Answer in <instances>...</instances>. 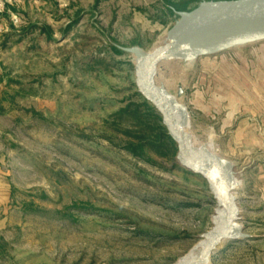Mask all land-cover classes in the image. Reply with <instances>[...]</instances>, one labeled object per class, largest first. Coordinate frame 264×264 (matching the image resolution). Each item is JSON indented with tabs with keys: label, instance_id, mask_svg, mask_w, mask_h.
I'll return each instance as SVG.
<instances>
[{
	"label": "rangeland",
	"instance_id": "rangeland-1",
	"mask_svg": "<svg viewBox=\"0 0 264 264\" xmlns=\"http://www.w3.org/2000/svg\"><path fill=\"white\" fill-rule=\"evenodd\" d=\"M221 1L245 2L15 0L0 14V264H173L198 244L216 202L158 138L132 51ZM155 81L236 180L248 237L209 264H264V40L162 63Z\"/></svg>",
	"mask_w": 264,
	"mask_h": 264
},
{
	"label": "water",
	"instance_id": "water-1",
	"mask_svg": "<svg viewBox=\"0 0 264 264\" xmlns=\"http://www.w3.org/2000/svg\"><path fill=\"white\" fill-rule=\"evenodd\" d=\"M180 16L182 20L167 42L148 54L139 48L133 49L132 54L137 51L134 59L135 85L143 100L159 114L162 125L176 143L178 163L205 180L216 202L211 228L196 246L173 264H209L222 242L248 237L239 224L233 173L224 160L206 147L195 145L186 131L184 107L158 86L155 79L160 65L170 60H191L264 40V0L203 3L188 13H180ZM182 93V88H178L177 97Z\"/></svg>",
	"mask_w": 264,
	"mask_h": 264
},
{
	"label": "trees",
	"instance_id": "trees-1",
	"mask_svg": "<svg viewBox=\"0 0 264 264\" xmlns=\"http://www.w3.org/2000/svg\"><path fill=\"white\" fill-rule=\"evenodd\" d=\"M187 5H188V2H182V3H180V4H172V7L175 9V10H177V11H186L187 10ZM74 24L76 23V22H73ZM73 24H71V25H69V27L67 28V29H69L71 26H72ZM139 96H140V94H139ZM142 98V97H141ZM143 99V98H142ZM142 105L145 107V108H147L151 113H153L154 114V116H155V118L159 121V124H158V126H157V129H158V131H159V133H158V138L160 137V136H166V138L173 144V145H175V143H174V141L171 139V137L170 136H168L167 134H166V129H165V127L162 125V124H160V122H161V118H160V116H159V114L154 110V108L153 107H151L145 100H142Z\"/></svg>",
	"mask_w": 264,
	"mask_h": 264
},
{
	"label": "built area",
	"instance_id": "built-area-1",
	"mask_svg": "<svg viewBox=\"0 0 264 264\" xmlns=\"http://www.w3.org/2000/svg\"><path fill=\"white\" fill-rule=\"evenodd\" d=\"M15 0H0V14H2L8 5H11Z\"/></svg>",
	"mask_w": 264,
	"mask_h": 264
},
{
	"label": "bare ground",
	"instance_id": "bare-ground-1",
	"mask_svg": "<svg viewBox=\"0 0 264 264\" xmlns=\"http://www.w3.org/2000/svg\"><path fill=\"white\" fill-rule=\"evenodd\" d=\"M136 54H137V51L134 52L135 58H136ZM184 120H185V127H187L188 126V121H187V119L185 117H184ZM233 182L236 185V180H235L234 177H233Z\"/></svg>",
	"mask_w": 264,
	"mask_h": 264
}]
</instances>
